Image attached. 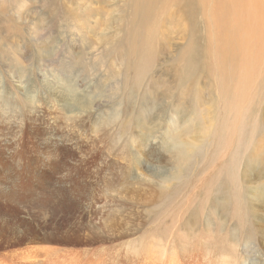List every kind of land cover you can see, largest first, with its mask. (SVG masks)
Returning a JSON list of instances; mask_svg holds the SVG:
<instances>
[{
    "label": "rangeland",
    "instance_id": "obj_1",
    "mask_svg": "<svg viewBox=\"0 0 264 264\" xmlns=\"http://www.w3.org/2000/svg\"><path fill=\"white\" fill-rule=\"evenodd\" d=\"M198 1L194 23L166 7L149 39L130 35L133 0H0V223L42 237L36 263L47 248L59 264L74 251L87 264L264 263V0H225L236 79L222 74L217 0ZM183 53L198 55L196 85L168 75Z\"/></svg>",
    "mask_w": 264,
    "mask_h": 264
},
{
    "label": "bare ground",
    "instance_id": "obj_2",
    "mask_svg": "<svg viewBox=\"0 0 264 264\" xmlns=\"http://www.w3.org/2000/svg\"><path fill=\"white\" fill-rule=\"evenodd\" d=\"M133 4H134V11H135V14H136V19L131 24L130 35L132 37H134V38H138L141 30L142 29H146V36L149 39H150V37H149V25H150L151 20H154L156 23H159L161 21V19L163 18V16L166 15V12H164L166 10V7H168L169 12H171L172 17H173V12H172L171 8L174 7L176 9V11L178 12V14L180 15L179 17L185 16L187 18V20L190 21V22H188L189 24H192V23L195 22V20H196V12L201 7V3L198 0H133ZM216 8L219 10V12L216 10ZM238 8H240V7L238 6ZM223 12L225 14H228V12H229V7H228V5L225 4V0H217V2L214 1V3L212 4V14L211 15L215 16V19L219 18L220 21L221 20H225L226 21V26H227V30L224 29V32L221 30V34L219 35L220 36V40H219L220 41V48H221L220 49V51H221V63H222V66H223L222 74H223V77L225 79H236V78H239V75H240V68H239L240 66H239V63H238L239 62L238 61V56H239V52H242V50H241V46L242 45L240 43L241 41L239 40L240 35L238 37L237 34H239V33H236L240 26H238L237 22L234 23L233 22L234 20L231 21L228 18L226 19V15ZM257 18H258V24H257V21H256V25H259L261 23V20H262L261 14H258ZM170 21H172V20H170ZM183 21H185V20H183ZM254 23L255 22H254V18H253L252 24L250 25V27H252L254 25ZM240 24H241V22H240ZM184 28H185L184 33L186 34L189 31V28L188 29H186V27H184ZM242 30L244 31V29H242ZM242 34L243 33L241 32V35ZM223 38H224V41H223ZM234 42H235V44H234ZM244 45H246V44H244ZM247 45H246V47H247ZM190 49H191V43L188 42L186 47L184 48V51H189ZM243 49H245V48H243ZM134 50L136 51V46H134ZM248 53H249V51H248ZM197 56H198L197 53H195V54L192 53V55L190 53H188V54H184L183 53L181 55V61L179 63H177L175 65V67H173L171 69V73H168V75L173 77V79L175 80V85H176V83L178 84V82L180 80L182 82L187 83L188 85H191V86L196 85L198 83V79H199V75H198L199 64L196 61L197 60ZM241 62L242 61H240V63ZM247 62H249V61H247ZM245 65H247V64H245ZM231 92L232 91H231V89L229 87L228 93H227V99H231V104H234L235 102L238 103V101H236V100H239L240 97L237 98L235 95H231ZM228 94L230 95V98H229ZM163 95H168V96L173 95V89L171 87H168L167 89L164 90V94ZM238 112H239V109H236L235 110L236 118H237ZM223 128H224V126H223ZM224 133H225V131L223 130L222 131V136H224ZM223 140H224V143H223L222 149L225 148V145L227 143V137H223ZM110 166H111V164H110ZM112 215H115V214H112ZM7 220H8V218H7ZM6 222H8V221H6ZM8 223L7 224L5 222L4 223L3 222L0 223V264H8V262L11 263V264H34V263H36L37 262V257H39V255H40L39 252L42 250L41 248L37 247L36 244L38 245V242H40L42 237L38 236L37 234L32 235L31 233H30L31 237L27 236V235L24 234V233H27V230H25V231L21 232L19 235H17L19 233V230L16 227H13V225H10ZM120 223L121 222H119V224L118 223L114 224L112 222V228L113 229L114 228L118 229L120 227ZM120 230L122 231V229H120ZM109 235H113V234H109ZM93 236H95V235H93ZM23 237H25L24 238L25 241L22 240ZM91 238H92V236H91ZM43 239H45V238H43ZM17 240H19V241L17 242ZM46 240H48V239H46ZM42 241H45V240H42ZM110 241H112V240H110ZM22 242H24V246H23V248H21L20 252L14 250V249L11 250V251H7L8 247H11V246L13 247L14 245H16V243L19 244V243H22ZM102 242H103V240H102ZM130 246H128V248ZM92 249L87 248L86 250H81V251L84 254L88 255L89 254V250H92ZM132 249H134V248H132ZM53 250L54 249H49V248H47L45 250V252L47 253V261H46V262H48L47 264H57V263L59 264V263H61L60 260H59L60 262H56L57 260L52 261V259L50 258V255H51ZM57 251L58 250H56L55 252H57ZM71 251H73V250H71ZM125 251H126V249L124 250V252ZM124 252H123V254H124ZM42 253H44V252H42ZM91 253H93V251H91ZM52 255H53V253H52ZM96 255H98V254H96ZM106 255H108V253ZM106 255H104V256H106ZM68 256H69V254H68ZM70 256H71L70 260L68 261L67 264H87V261H84L83 263L82 262L81 263H77V257H78L77 256V251H74L73 254L70 255ZM160 256L162 257L161 260L163 262L168 258V255L166 253H164L163 251L160 252ZM115 257H117V255ZM206 257L211 259L210 255H207ZM63 260H64V258H63ZM110 260H112V258ZM146 260L147 259H145V262H147ZM98 261H100V260H98ZM106 261H107V259H106ZM125 261H126V259H125ZM117 263H119V262H117ZM183 263L184 264H191V262L188 261V260H183ZM36 264H45V262H43V263L40 262L39 263V261H38V263H36ZM94 264H96V263H94ZM163 264H181V260L176 261V262L163 263ZM199 264H202V263L200 262ZM259 264H264V263L260 262Z\"/></svg>",
    "mask_w": 264,
    "mask_h": 264
}]
</instances>
